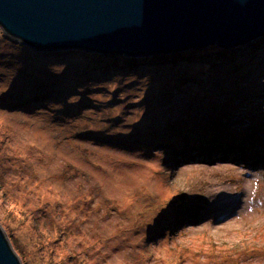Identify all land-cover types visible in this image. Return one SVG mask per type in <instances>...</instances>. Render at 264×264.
Listing matches in <instances>:
<instances>
[{
	"label": "rangeland",
	"instance_id": "1",
	"mask_svg": "<svg viewBox=\"0 0 264 264\" xmlns=\"http://www.w3.org/2000/svg\"><path fill=\"white\" fill-rule=\"evenodd\" d=\"M22 45L0 28V226L22 264H264V42L193 67L103 55L76 84L54 79L72 53ZM210 112L255 142L183 120Z\"/></svg>",
	"mask_w": 264,
	"mask_h": 264
},
{
	"label": "water",
	"instance_id": "2",
	"mask_svg": "<svg viewBox=\"0 0 264 264\" xmlns=\"http://www.w3.org/2000/svg\"><path fill=\"white\" fill-rule=\"evenodd\" d=\"M0 28L36 51L228 48L264 35V0H0ZM0 264H22L1 226Z\"/></svg>",
	"mask_w": 264,
	"mask_h": 264
},
{
	"label": "trees",
	"instance_id": "3",
	"mask_svg": "<svg viewBox=\"0 0 264 264\" xmlns=\"http://www.w3.org/2000/svg\"><path fill=\"white\" fill-rule=\"evenodd\" d=\"M264 40V35L257 37L254 40L248 41L244 44H240V45H236V46H232V47H228V48H222L219 47L217 45H210L206 48L203 49H190V50H186V51H178V52H169V53H159V54H153V55H145V56H126V55H113V54H107V56H104L105 59H112V62L107 61V63H109V68L110 65H112V67L114 66L115 68H111V69H121L122 71H126V70H131V71H136L142 67L148 68L149 66H154V64L156 65H161V64H165V63H188L191 67L195 66L196 64L200 63L201 59L205 58H216L219 56H231V57H245V54L248 53V51H251L256 45H258V43L260 42V44ZM257 41V42H256ZM251 48H249V50L246 52V47L248 46H252ZM22 47L24 49H29L28 47L22 45ZM243 48V50H242ZM62 51H66V50H62ZM68 52L72 53L70 56L73 58V60H75V69L72 70V73H68L65 77H63V79H58V78H54L55 79V84H76V81L81 79L84 75V73L88 70L86 69V66L88 65V62H92L91 65H93L96 69H98L97 65H99L98 63L101 61H105L103 59V55L104 54H95V53H86L83 51H78V50H67ZM240 51V52H238ZM29 52V51H28ZM243 52V53H241ZM74 55V56H72ZM248 57V62H252L253 59L251 58V56H247ZM84 61V62H83ZM210 62V60H208ZM77 63H81L80 66H77ZM175 64V65H176ZM86 65V66H85ZM199 65V64H198ZM251 65V64H250ZM85 66V69L83 68ZM90 71V70H89ZM204 71V70H203ZM209 71H205L203 72V75L205 78H207L209 81L212 79V76L209 75ZM64 76V75H63ZM175 76H177L175 74ZM235 76V75H234ZM45 77H47L45 75ZM62 77V76H59ZM40 79V78H39ZM200 78H198L199 80ZM207 80V81H208ZM63 81V82H62ZM75 82V83H74ZM238 88V87H237ZM240 91V92H239ZM241 91H243L242 89L238 90L236 89L235 92H233L232 94V98L234 97L236 101H244L241 100L239 98V94L241 93ZM253 95H248L247 99L251 98ZM246 99V100H247ZM99 101V100H96ZM112 103V101H107L108 103ZM239 103L236 102H227L226 103V108L227 110H236L239 107ZM189 107L186 106L183 108L184 111H188L186 113H189L190 111L188 110ZM216 113H212L210 112L209 114L205 115H201L200 117L198 116H194L193 117H189V116H184L183 119L186 123L187 126L192 123L195 122L196 125H199L201 123L205 124L204 126L211 129L210 132V137L221 143L220 141H227V140H231V141H237L239 142L240 140H243L244 142H248V143H253L255 142V140H253V137H256V131L253 130L252 132H250V137H239L236 138L235 135L230 134L227 131H222L224 130L223 127H220V125L222 124L223 126H227L228 122L227 119H224V117L222 116L223 114L220 113L218 114L217 117L218 118L216 121H214V118L216 117L215 115ZM213 121V122H212ZM256 139V138H255ZM241 151V150H240ZM243 151V150H242Z\"/></svg>",
	"mask_w": 264,
	"mask_h": 264
},
{
	"label": "bare ground",
	"instance_id": "4",
	"mask_svg": "<svg viewBox=\"0 0 264 264\" xmlns=\"http://www.w3.org/2000/svg\"><path fill=\"white\" fill-rule=\"evenodd\" d=\"M33 50H34V49H33ZM34 51H35V50H34ZM62 82H63V81H62ZM96 102H97V104L99 105L101 101L99 100V101H96ZM235 208H236V207H232V210H231V211L235 212ZM236 209H237V208H236ZM237 210H238V209H237ZM231 214H232V213H231Z\"/></svg>",
	"mask_w": 264,
	"mask_h": 264
}]
</instances>
